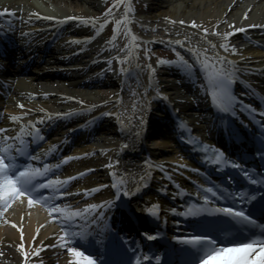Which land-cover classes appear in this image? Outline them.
Masks as SVG:
<instances>
[{
  "label": "bare ground",
  "instance_id": "6f19581e",
  "mask_svg": "<svg viewBox=\"0 0 264 264\" xmlns=\"http://www.w3.org/2000/svg\"><path fill=\"white\" fill-rule=\"evenodd\" d=\"M78 1L0 0V43L2 45L8 40L17 39L20 42H22L21 39L29 40L26 28L30 27L31 34L34 35L31 36L33 41L30 42L42 47L48 39L54 37L52 36L54 31V34L58 35L64 28L72 27L76 31L73 41L59 39L56 43L62 46L60 54H65L68 60L76 59L82 63L81 68L74 71V76L67 78V81L73 84L71 87H58L36 80H32L29 84H20L16 88V98L7 102L5 106L6 110L11 111L12 114L3 111L5 115L0 126L7 127V133L12 135L21 128V125L25 126V131L33 124L44 128L43 125H47L51 120H64L77 115L85 117L74 124L78 128L85 125L83 122L87 118L86 123L95 121L96 124L107 126L114 133L107 135L108 138L101 144L99 163L93 164L90 161L84 163V167L81 168L82 170L94 168L95 172H100L103 177L99 181L101 184L106 181L107 175L115 167L122 172L127 170L128 173L129 165L133 174L136 175L143 173V170L149 167V165H142L143 161L139 166L134 162L128 164L123 157L129 149L138 154L151 155L155 161L149 164L161 165V171L173 170L171 166L165 167V160L178 157L180 155L177 154L178 151L182 150L180 145L175 144L173 131L165 127L163 131L167 129L165 131L167 133L160 137L161 140L155 139L153 143H150L147 141L151 137V131L142 130L144 123L155 114L156 104L162 100L167 102L168 106L171 104L183 115L186 114V117L190 114L192 118H189L190 121L187 123L196 133L201 136L204 134L218 136L220 129L215 128L219 123L214 122L215 111L208 102L210 87L206 74L213 62L219 63L217 57L223 56L226 61L233 62L234 80L240 90L258 89L264 93V52L255 51L246 44V41L252 39L251 35L254 32L264 29L243 27L244 25H264V0H124L122 8L114 13L112 18L119 19L121 15H126L124 24L128 28V33L130 32L136 39L133 40L127 33L123 40L114 38L110 41L99 39L101 14L104 13L107 0L103 5L99 0H82L84 6ZM125 2L131 5V10L127 13L124 12ZM135 2L144 8L135 7ZM249 5L251 9L247 17L241 19ZM7 11L12 14L9 15ZM63 17H70V19H63ZM83 19H93L95 22L83 23ZM218 20L220 23H216ZM188 21H195L200 28L207 31L202 33L200 28L193 27ZM229 25L231 28L243 27V31L232 32L227 37L228 43L237 49L235 53L231 52L230 48L225 51L219 47L223 33L231 31ZM213 26L216 33L220 35L212 32ZM23 31L25 35L19 38ZM174 40H181V44H172L171 41ZM149 44L171 45L180 51L183 60L160 66L150 63L149 57H145L142 53L145 46ZM191 48H194L197 53L205 54V58L209 61L207 70L197 62V56L190 51ZM185 64L190 67H186ZM147 65L151 66V77ZM72 66L69 63L63 65L54 61L47 68L36 67L34 71L44 72L47 71L45 69L50 71L59 68L73 74ZM175 71L179 74L188 73L190 76H193L191 75L193 71L201 75L204 87L200 89H204L203 95L207 101L203 100L196 105L197 116H194L190 109L195 104L187 102L183 95L174 93L172 87L179 85L177 83L180 82H183L182 86L189 83L197 87L199 85L195 83V80L194 84L189 80L184 83L183 79H177V81L170 77ZM92 72L98 73L97 78L101 81L111 83L107 88L111 92L110 95L81 92L75 88L74 84L81 81L86 84L95 82L93 78L90 79L89 73ZM86 103L99 104H94L79 113L72 111L85 107ZM9 116H17L19 119L11 121L8 119ZM143 132L146 133L148 140ZM65 139L54 140L52 145L53 149L62 151V156L68 157L69 145L65 143ZM138 142L140 144L137 145ZM83 150H79L80 153ZM186 157L188 156H183V158ZM90 159L91 156L84 155L83 160ZM75 168H77L76 164L68 165L69 170L77 172ZM81 183H84V179ZM150 184L152 189L145 190L141 196L145 205L152 203L156 198L154 188H167L162 180L159 182L154 179L150 181ZM7 221L14 222L18 227H14ZM53 233L57 235L37 213L22 209L18 203L14 204L6 212L3 225L0 227V264H21V261H24V264H35V262L64 264L71 258L70 256L63 258L53 247H44V245L55 243L56 236ZM21 243L23 251L27 254L26 257L20 255V249L17 247ZM36 245L41 246L40 251L32 255Z\"/></svg>",
  "mask_w": 264,
  "mask_h": 264
},
{
  "label": "snow or ice",
  "instance_id": "6c2138e0",
  "mask_svg": "<svg viewBox=\"0 0 264 264\" xmlns=\"http://www.w3.org/2000/svg\"><path fill=\"white\" fill-rule=\"evenodd\" d=\"M116 7H119L118 0H113V4L109 5V8H106L103 16L108 19H112V11ZM231 7V6H230ZM251 5L248 9H245L241 19H245L248 15ZM131 10V5L127 2L124 4V12L127 13ZM64 19H70V17H65ZM126 15H121L119 20H114L113 22V38H115L117 27L121 21L126 22ZM168 19L167 17L165 18ZM83 23L95 22L93 19H83ZM107 20L103 21L106 23ZM101 23V28L103 27ZM184 23V21H180ZM189 24H192L193 27L200 28V25L195 21H188ZM216 23H220L218 20ZM231 31L225 32L222 35V42L219 44L221 49L228 51L231 49V52L235 53L237 49L230 45L227 41V37L235 31H243V27H260L264 29V25H244L240 28H231ZM127 32V29H125ZM168 31V29H165ZM200 31L206 32L207 29L200 28ZM212 32L216 33L215 26L212 28ZM220 35L219 33H216ZM128 35L134 40L135 36H131L129 32ZM172 44H181V40L171 41ZM211 44L210 41H208ZM214 46V45H213ZM127 48V45H125ZM138 47V45H137ZM190 51L197 56V62L200 63L203 69H208L209 61L205 58L203 52L197 53L194 48H191ZM145 57H147L148 49L145 47L144 50ZM127 59V57H125ZM178 59H181L178 54ZM219 63L213 62L212 68L206 71V74L211 77L214 91L211 93L213 103L220 110L224 112H230L233 109V105L236 102L237 98L230 90V85L235 78V70L233 67V62L230 60H225L223 56L217 57ZM168 63V61L158 60L157 64ZM186 67H190L185 64ZM149 69V76L152 75V69L150 65H147ZM252 112H255V109H251ZM233 114H235L233 112ZM261 116H264V111H261ZM9 120L16 121L19 119L17 116H9ZM31 124V121H29ZM24 125H21L20 131L16 134L15 145L8 144L7 141L9 137L5 136V143L0 147V213L3 212L5 206H7L14 198L19 196H26L28 199V204L32 205L33 203H42L47 207L49 213L57 212L59 216L50 217L51 219L57 220L62 227L59 230V234L53 235L56 236V239L59 241V247L64 248L67 245L71 244V239L79 236L82 240L86 235V230L76 227L80 221H84L88 224H94L97 226V230L101 233H106L104 238V247L106 252L113 256L115 259L112 264H151L152 260L156 262L161 261V255L156 252H137L132 246L127 237L124 235H117V232L112 231L110 223L105 220L104 209H107L113 206V200L103 201L99 203H87L83 208H69L67 205H61L60 203H53V197H61L68 195L69 193L59 190H54L51 195H41L37 192V189L43 187H49L58 189L65 186L69 180L74 177H65L61 180L60 177L49 178L43 182H37L36 177L44 176L47 174L50 168L56 167V165H50L44 163L42 167H33L32 165L21 166L18 161L15 159L17 155L23 153L28 156L29 159H39V157H32L28 154L25 141L22 139L25 135H32L35 137L39 135L37 128L33 126L29 133L24 132ZM183 127V125H181ZM5 131L4 128H0V133ZM259 148L255 150L252 155L260 157L264 160V137L258 140ZM14 148V152L12 149ZM213 163H217L220 168H224L226 165L239 170L243 178L252 185H259L261 188H264V169L260 170H249L247 167L242 165L238 160H230L227 158L226 154L222 149L213 150ZM70 159V157H64L63 161ZM206 159H208L206 157ZM61 161V163H63ZM152 167L160 168L161 165H154ZM76 175H81L77 173ZM259 177V178H258ZM120 183H123L122 181ZM104 187V185H98L92 189H78L77 191H83L85 196L91 194V192L97 191L98 188ZM112 187L117 190V192L123 191V196L128 197L132 193L136 192V188L130 190H122L119 187L118 183H113ZM198 192H193V196H197L198 201L200 202H188L184 210L179 211L181 217H192L195 221L194 228L196 230H216V229H225L226 232L222 235H227L235 231H244L248 226L255 227L257 224L254 216L247 214L243 208L245 202L255 201V197L251 195V192H254L256 188H250L248 192L237 191L234 193H227L219 185H198ZM202 188V191L200 189ZM183 192V189H180ZM224 202V203H219ZM264 206V203H262ZM157 205L153 204L152 208H156ZM98 209L100 210L98 212ZM150 211V210H149ZM172 213H176L177 209L175 207L171 208ZM96 215H93V214ZM216 215L227 217L230 221L227 224L211 226L207 223L208 218L214 217ZM79 218V219H77ZM7 223L12 224L14 227H18L12 221H7ZM264 227V225H261ZM147 239H155L159 233H145ZM35 238V237H34ZM174 241H178L183 245H187L194 250L191 254L192 259L187 261L186 264H264V239H260L259 243L255 241H249L248 243H238L231 246L218 245L217 241L211 239L209 235H188V236H173ZM20 249V255L26 257V253L23 251V244L17 246ZM40 245H36V250L32 255H36L40 251ZM44 247H56V245H44ZM68 254L75 260V264H95L92 256H86L78 247L68 246ZM257 252L259 257L256 258ZM21 264H24V261H21ZM39 264V262H35ZM69 264H72V261H69Z\"/></svg>",
  "mask_w": 264,
  "mask_h": 264
},
{
  "label": "rangeland",
  "instance_id": "374dc122",
  "mask_svg": "<svg viewBox=\"0 0 264 264\" xmlns=\"http://www.w3.org/2000/svg\"><path fill=\"white\" fill-rule=\"evenodd\" d=\"M61 1L67 2V0H61ZM107 1H109V2L106 5L104 4L105 5L104 11H105L106 8H109V5H112L113 4V0H107ZM123 1L124 0H118L119 7H116L115 10L112 11V16L114 15V13H116L118 10H120L122 8ZM78 2L79 3L81 2V4L83 6L85 5V4H83L82 0H79ZM99 2L103 5V3L105 2V0H99ZM135 7L142 8V9L144 8L138 2L137 3L135 2ZM101 17H102V19L100 21V27H101V23H103V21L107 20L106 23H103V26L106 29V30L104 29V31H102V33H104L106 35L104 37V39L110 41V40L114 39L113 38V22H114V19L113 18L112 19H108L107 17H105L103 15ZM125 29H127V32L125 31ZM116 33L119 34L118 39L120 37L122 38V40L124 38H126L127 33H128V28H126L124 22H120V24L117 27V32ZM143 47H144V45L142 44V48ZM145 47H148L147 48L148 49L147 57H149L150 63H153V64H155L157 66H160L162 64H168V63L171 64L172 62L178 61V54L179 53L177 52V49L174 48V47H172V46H169V45H160V44H149L148 46H145ZM142 53L144 54V51ZM158 60L168 61V63H160V64H157V61Z\"/></svg>",
  "mask_w": 264,
  "mask_h": 264
}]
</instances>
